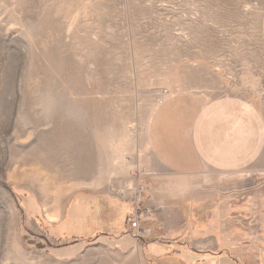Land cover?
I'll use <instances>...</instances> for the list:
<instances>
[{
    "label": "rangeland",
    "instance_id": "1",
    "mask_svg": "<svg viewBox=\"0 0 264 264\" xmlns=\"http://www.w3.org/2000/svg\"><path fill=\"white\" fill-rule=\"evenodd\" d=\"M206 64L214 94L264 116V0H0V264H82L51 253L96 216L84 197L133 200L150 240L218 249L203 264H264V152L218 191L216 173L173 174L148 146L156 106L200 89ZM104 260L93 247L87 264Z\"/></svg>",
    "mask_w": 264,
    "mask_h": 264
},
{
    "label": "crops",
    "instance_id": "2",
    "mask_svg": "<svg viewBox=\"0 0 264 264\" xmlns=\"http://www.w3.org/2000/svg\"><path fill=\"white\" fill-rule=\"evenodd\" d=\"M214 67L201 65L198 70L201 74L196 80L200 89L172 93L159 102L148 123L147 141L152 156L165 170L177 175L212 171L218 176L213 183L219 191L235 184L234 174L251 167L262 156L264 116L254 103L242 96L214 94L210 79L220 76ZM83 200L74 206L94 209L96 216L81 217V223L67 227L72 232L71 241L65 246L53 245L56 251L53 248L51 257L77 258L76 262L81 260L87 264L90 250L95 247L105 255L103 264H162L172 258L181 264L190 261L197 264L198 260L203 264L202 251L211 253L203 255L210 257L211 263L219 260L220 256L215 254L218 249H199L195 255L185 256L172 251L171 242L150 240L155 227H150L149 222L152 223L154 216L147 214L150 210L139 212L140 206H135L133 200L124 203L106 198L96 199L97 202L88 199L89 204L86 197ZM186 208L179 207L182 218L186 217ZM131 214L140 218L144 229L140 232L141 238L134 236L126 222ZM163 219L158 220L161 232L170 236L179 230L169 224L171 220ZM59 221L52 223L59 225ZM51 229L53 236L63 234L61 226L54 225Z\"/></svg>",
    "mask_w": 264,
    "mask_h": 264
},
{
    "label": "built area",
    "instance_id": "3",
    "mask_svg": "<svg viewBox=\"0 0 264 264\" xmlns=\"http://www.w3.org/2000/svg\"><path fill=\"white\" fill-rule=\"evenodd\" d=\"M136 206V205H135ZM126 222L129 224L131 230L134 233V236L136 238H141V233L144 232V229L140 226V218L139 216H136L135 214H131L127 216Z\"/></svg>",
    "mask_w": 264,
    "mask_h": 264
}]
</instances>
